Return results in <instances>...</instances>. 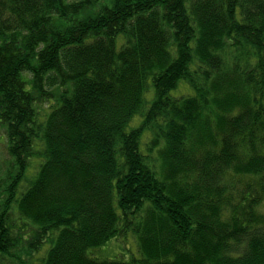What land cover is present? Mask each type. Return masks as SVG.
<instances>
[{"label":"trees","instance_id":"obj_1","mask_svg":"<svg viewBox=\"0 0 264 264\" xmlns=\"http://www.w3.org/2000/svg\"><path fill=\"white\" fill-rule=\"evenodd\" d=\"M0 131V264H264V0H0Z\"/></svg>","mask_w":264,"mask_h":264},{"label":"rangeland","instance_id":"obj_2","mask_svg":"<svg viewBox=\"0 0 264 264\" xmlns=\"http://www.w3.org/2000/svg\"><path fill=\"white\" fill-rule=\"evenodd\" d=\"M177 94V92H175ZM46 107V103L44 104ZM45 111L42 109L41 112ZM0 135H4L0 131ZM1 141V140H0ZM10 161V156L6 151V143L0 142V179L4 176V173L7 169V164ZM39 164L33 161L31 168L28 170L27 176L32 179L33 175L38 172ZM5 178V177H2ZM16 215H13V218H16ZM49 247H46L48 249ZM89 253L93 257H99L103 259H119L124 261H131L133 258H140L141 254L138 248L137 238L133 233H128L127 236H119L110 240L107 244L101 246L100 248L91 249ZM44 252H38L32 259L24 257L27 264H40V259L43 257ZM2 262V259H0ZM4 264H13L9 259H5Z\"/></svg>","mask_w":264,"mask_h":264}]
</instances>
